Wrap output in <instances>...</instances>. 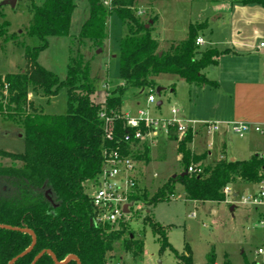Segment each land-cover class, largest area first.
<instances>
[{
	"label": "trees",
	"instance_id": "16d2710c",
	"mask_svg": "<svg viewBox=\"0 0 264 264\" xmlns=\"http://www.w3.org/2000/svg\"><path fill=\"white\" fill-rule=\"evenodd\" d=\"M158 1L110 0L106 7L102 0H88L89 17L80 35L73 38L70 28L76 8L74 0H30L27 35L37 39L39 45L25 48L26 70L0 75V116L23 127L26 147L22 155L0 150V159L10 160L7 165L0 162V226L17 229L0 228V264H9L32 247L33 236L24 230L34 234L35 245L15 264H33L45 251L52 252L60 263L75 256L80 264H109L112 254L118 250L136 259L144 254L143 241L137 239L128 223L114 228L95 223L93 205L86 191V185L93 183L101 172L105 149H119L122 155L138 164L150 162L148 144L122 141L126 133L132 132L125 127L123 118L124 93L129 89L154 90L155 80L161 75L216 89L218 83L209 80L205 72L230 53L212 46L206 49L197 46L199 34L207 28V23L191 24L187 40L161 51L152 35L153 29L146 28L149 21L145 23L142 19L146 12L140 11L145 4L150 7ZM231 3L264 9V0H231ZM111 15H116L127 28L119 57L123 85L103 104H97L94 79L81 47L89 42L96 50L102 48L109 38L107 22ZM7 27V24L0 26V38L7 37ZM50 38L71 39L65 80L39 64L40 54L49 48ZM62 89L67 95L64 115H47L30 99L34 95L49 102ZM102 112L118 117L112 142L105 139ZM193 138L190 130L179 140L172 130L169 139L179 141L183 172L170 178L151 197L145 191L140 195L137 184L135 202L144 200L149 206L170 202L176 186L181 185L188 201L223 203L226 187L262 182L264 153L244 161L223 159L213 166L199 165L200 173H189V168L204 158L192 154L187 147ZM146 222L158 238L160 255L170 250L179 264H194L188 246V254L180 255L170 244L168 228L154 223L149 216ZM216 263V252L212 249L205 264ZM36 264L55 262L49 254H44ZM223 264L231 263L226 259Z\"/></svg>",
	"mask_w": 264,
	"mask_h": 264
},
{
	"label": "rangeland",
	"instance_id": "374dc122",
	"mask_svg": "<svg viewBox=\"0 0 264 264\" xmlns=\"http://www.w3.org/2000/svg\"><path fill=\"white\" fill-rule=\"evenodd\" d=\"M4 1L0 0V3ZM74 1L76 8L72 16L70 35L77 38L89 17V3L88 0ZM29 2L30 0H17L15 8L0 7V26L8 25L7 37L0 38V75L18 74L26 70L25 48L39 45L37 39L27 35L31 21ZM230 2L231 0H160L150 7L145 4L140 11L146 12L142 17L145 23L153 21L150 28L153 29L152 35L158 41L161 51H168L173 45L187 40L189 26L197 23H207V28L199 34L206 42L201 49L212 46L221 50L225 46L219 42L229 36ZM107 26L109 38L102 48L96 50L89 42L81 47V53L89 64L94 79V101L97 104H103L108 96L123 85L119 74V57L121 41L127 28L116 15L108 18ZM259 42L260 40L257 44ZM70 45V38H50L49 48L40 54L39 64L65 80ZM258 56L264 61L263 54ZM155 82L154 90H127L123 96L122 112H131L132 116H136L139 110H143L153 118H167L173 109L179 110L181 104V111L186 116L201 120L195 122V128L201 127V122L218 123L219 131L209 134L203 129V134L196 140L197 144L203 146L201 155L204 158L198 165H193L194 168L199 165L213 166L223 159L231 160L230 157L240 161L248 160L264 149V136L255 134L262 137L259 140L262 145L256 148L254 135L240 137L227 123L221 122V116L229 112L227 107L218 108L217 103L229 102L228 90H215L210 87L203 90L172 75H161ZM158 89L162 90L160 95L157 93ZM174 89L176 92L172 93ZM150 93L155 97L153 104L147 102ZM30 99L37 107L43 108L47 115H64L67 111L65 89L49 102L34 95ZM159 102H162L160 107ZM222 144L226 145L228 154L224 158L220 154ZM187 147H190L189 144ZM0 150L18 155L24 154L26 150L23 127L1 116ZM210 150L215 156L208 157ZM190 151L192 152L191 148ZM178 157L179 141L161 142L157 148L152 149L150 162L139 163L137 166L139 194L142 195V191H145L151 197L170 178L180 175L183 167ZM0 162L7 165L10 160L0 159ZM258 187L259 184L239 183L233 186V190L239 194L238 197L230 195L223 203H204L188 201L184 188L177 185L170 202H162L156 206H149L144 200L136 202L130 220L126 223L137 239L143 241L144 254L136 259L130 253L118 250L112 254L109 264H179L170 250L159 254L160 243L146 222L148 216L154 223L168 228L169 242L180 255H187L186 247L190 248L194 264H205L212 249L216 252V264H223L226 259L231 264H264V257L258 255V250L264 247V229L259 226L262 211L242 204V196L256 192ZM95 190L92 183L86 185L87 194L92 195ZM232 206L236 208L234 212H231Z\"/></svg>",
	"mask_w": 264,
	"mask_h": 264
},
{
	"label": "built area",
	"instance_id": "2783aa9c",
	"mask_svg": "<svg viewBox=\"0 0 264 264\" xmlns=\"http://www.w3.org/2000/svg\"><path fill=\"white\" fill-rule=\"evenodd\" d=\"M106 7H109L110 0H102ZM142 15V13H140ZM197 46H205V41L199 37L196 41ZM264 48V43L260 45ZM148 104L155 103V97L152 93L148 97ZM179 111L173 109L171 111L174 118H153L147 112L139 110L136 116L131 113H123L125 127L132 132L126 133L122 141L125 143L148 144L152 146L159 139H169L172 130L178 135L181 140L190 130L193 134L194 123H187L176 118ZM103 121V129L105 139L109 142L115 139V121L116 116L102 112L100 115ZM207 133L217 132L220 130L218 123H205L202 125ZM232 130L240 137H244L250 133H255L264 136V123H233ZM103 165L98 178L92 183L96 189L92 195H89L95 213V223L97 225H106L114 228L121 223H126L130 220L133 213L135 201L133 196L137 193V166L138 162L129 156L121 154L119 149L103 151ZM189 173H200L201 170L189 168ZM233 186H228L224 189L226 198L234 195ZM236 197L239 196L236 193ZM242 204L250 205L256 210L262 211V217L259 222L260 228L264 229V178L259 183L258 190L252 194L245 193L242 196ZM127 207V213L125 208ZM258 255L264 257V247L258 250Z\"/></svg>",
	"mask_w": 264,
	"mask_h": 264
},
{
	"label": "crops",
	"instance_id": "0c3cea01",
	"mask_svg": "<svg viewBox=\"0 0 264 264\" xmlns=\"http://www.w3.org/2000/svg\"><path fill=\"white\" fill-rule=\"evenodd\" d=\"M228 10L230 15L229 36L228 39L219 43L225 46V48L221 50H229L230 53L221 57L219 64L207 69L205 74L209 80L218 83V88L215 90H228L229 102L224 104L225 101H218L219 103H217L219 104L218 108L227 107L229 112L221 116V122L227 123L230 128L233 123L261 124L264 123V61L259 59L258 55H264V48H260V45L264 43V9L258 6L232 5L230 2ZM259 40L260 42L257 44ZM199 88L204 90L209 87L203 86ZM171 92L175 93L176 89ZM159 103H161L162 106V102ZM179 105V113L176 116L178 120L194 124L195 122L201 121L200 119L193 120L190 116H186L181 111L183 106L181 104ZM167 118H174V116L170 113ZM201 123L205 124L208 122ZM202 131L203 126L196 128L194 130L193 144H189V149L191 148L192 152H196L193 154L197 156H201L202 154V144L196 143V140L203 134ZM250 134L254 135L256 138L253 139L255 144L254 147H260L262 142L259 140L262 139V137L255 135V133ZM169 140L171 141V139L166 138L159 139L153 144L151 150L157 148L159 143ZM262 153H264V149L256 154ZM220 154L223 158L225 155H228L225 144H222ZM213 156L215 155L210 150L208 157ZM181 159L182 156L179 154L178 161ZM230 159L234 161L238 160L235 157H230ZM236 193L237 192L234 193V197Z\"/></svg>",
	"mask_w": 264,
	"mask_h": 264
},
{
	"label": "water",
	"instance_id": "95a60500",
	"mask_svg": "<svg viewBox=\"0 0 264 264\" xmlns=\"http://www.w3.org/2000/svg\"><path fill=\"white\" fill-rule=\"evenodd\" d=\"M1 4H2V6H11L12 8H15V6H16V4H17V0H5V1H4L3 3H1ZM151 24H153V21H150V23L146 26V28H147V29L150 28V25H151ZM100 52H101V51H98V53H100ZM161 55H162V52L160 53V56H161ZM157 93L160 95V94H161V89H158V90H157ZM158 105L161 106V103H159ZM232 161H234V160H232ZM184 175H185V174H183L182 176H184ZM175 177H176V176H174V178H175ZM236 196H237V195H235V197H236ZM49 199H50V198H49ZM234 211H235V206H232V207H231V212H234ZM125 212L127 213V207L125 208ZM0 228H3V229H10V230H17V229H14V228H11V227H7V226H0ZM24 232L29 233V234H31V235L33 236L34 243H33L32 247H31L28 251H26V252L23 253L22 255L16 257L15 259H13L9 264H15V262H17L18 259H20L21 257H23V256H25L26 254H28V253L33 249V247H34V245H35V241H36V240H35L34 234H33L31 231H28V230H24ZM44 254H49V255L53 258L55 264H67V263H69L70 261H76L78 264H80L79 259H78L77 257H75V256H70L66 261L60 263V262L57 261V259H56L55 256L53 255V253L50 252V251H45V252H42L40 255H38V256L36 257V259L34 260L33 264H36ZM159 264H162V263H159Z\"/></svg>",
	"mask_w": 264,
	"mask_h": 264
}]
</instances>
